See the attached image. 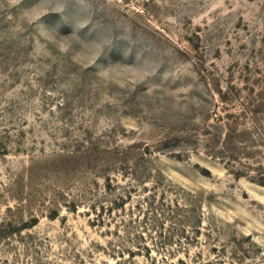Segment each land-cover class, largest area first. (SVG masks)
Returning a JSON list of instances; mask_svg holds the SVG:
<instances>
[{
	"label": "rangeland",
	"instance_id": "rangeland-1",
	"mask_svg": "<svg viewBox=\"0 0 264 264\" xmlns=\"http://www.w3.org/2000/svg\"><path fill=\"white\" fill-rule=\"evenodd\" d=\"M0 264H264V0H0Z\"/></svg>",
	"mask_w": 264,
	"mask_h": 264
}]
</instances>
